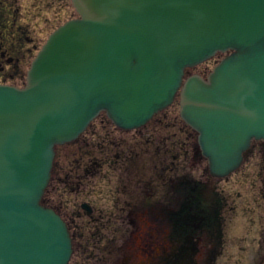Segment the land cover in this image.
I'll return each instance as SVG.
<instances>
[{"label":"water","instance_id":"water-1","mask_svg":"<svg viewBox=\"0 0 264 264\" xmlns=\"http://www.w3.org/2000/svg\"><path fill=\"white\" fill-rule=\"evenodd\" d=\"M23 88L0 85V264H70L68 225L43 204L56 148L101 114L124 132L173 105L211 177L264 141V0H71ZM228 54L207 79L186 70ZM84 209L91 214L87 205Z\"/></svg>","mask_w":264,"mask_h":264},{"label":"rangeland","instance_id":"rangeland-1","mask_svg":"<svg viewBox=\"0 0 264 264\" xmlns=\"http://www.w3.org/2000/svg\"><path fill=\"white\" fill-rule=\"evenodd\" d=\"M4 5L14 15L16 30L23 31L27 38L0 39V44L11 51L10 56L0 58V81L7 79L6 84L23 87L30 64L47 37L78 15L70 0H0V8ZM12 57L14 61H10ZM223 57L219 54L209 63L187 70V76H207ZM179 110L177 98L146 127L129 133L115 130L101 115L80 139V145L84 142L87 147L59 150L62 159L76 151V157L69 153L66 165L65 172L71 175L75 173L71 165L75 160L107 159L100 174L88 179L81 193H70L62 185L56 190L55 181L45 196L48 207L60 206L59 214L71 225L74 254L70 264H153V257L160 263L176 261L178 247H168V229L157 221L160 212L174 210L177 196L169 190L167 181L177 175L197 182L210 181L207 162L196 155L197 135L180 119ZM263 162L262 155H250L242 172L220 183L208 182L209 190L212 188L224 204L218 225L222 244L212 258L215 237L204 236L192 258L194 264H208L209 258L215 260L209 264H264V186L257 189L261 180L258 164ZM83 204L91 206V216L81 209ZM131 212L133 215H129ZM148 232L155 233V240L156 234L165 236L158 240L161 251L146 254L141 249Z\"/></svg>","mask_w":264,"mask_h":264},{"label":"flooded vegetation","instance_id":"flooded-vegetation-1","mask_svg":"<svg viewBox=\"0 0 264 264\" xmlns=\"http://www.w3.org/2000/svg\"><path fill=\"white\" fill-rule=\"evenodd\" d=\"M13 16L14 15L12 13L9 14L5 5L3 8H0V39L27 38L23 31H19L18 29L16 30L14 27V25H16V20L12 18ZM1 50L5 51L1 52ZM10 54L11 51L6 49L3 44H0V58L5 57L6 55L10 56ZM10 61H14V58L12 57ZM10 78L11 80H14V76H11ZM2 81H0V84H6L5 82H8L7 79ZM11 83L14 82L11 81ZM197 153L196 155L199 156V151H197ZM254 154L262 155L264 158V141H254L252 143V147L245 155L244 162L237 173L242 172L245 161L249 159L250 155ZM258 166V176L261 177V180L260 185L257 184V189H259V186H264V162L259 163ZM206 172L208 173L207 167ZM209 178L210 181L208 182H210V184H214V182L220 183L222 181H226L213 180L210 176ZM205 182L206 183L203 181L197 182L195 180L187 179L186 175H177L176 179L171 178L167 181V187L177 196L175 203H173L174 210L160 212L161 219L158 218L157 221L162 223L168 229V247L177 246V250L179 252L174 256L176 261L173 259H167L164 263H160V260L155 261V258L153 257V264H194L192 258L197 252V246L201 244L204 236L215 237L212 239L213 249L211 250L213 254L212 258H214V253L218 251L222 244V234L220 232L221 226L218 227V225L222 222L221 215L222 210L224 209V204L222 199H220V196L215 194L212 188L209 190V183L207 181ZM263 191L264 190L261 192L263 193ZM257 192L258 198H260L259 191ZM261 199H264V193L262 194ZM131 214L133 215L132 212L129 215ZM133 225H135L136 228L138 226L136 221H134ZM148 234L147 240H145V242L141 245V249L146 254H151L156 250L161 251V244L158 240L165 239V236L156 234L155 240V233L148 232ZM165 249L166 248L163 250ZM176 255L178 256L176 257ZM207 261L209 264L215 260L209 258ZM146 264L148 263L146 262Z\"/></svg>","mask_w":264,"mask_h":264},{"label":"trees","instance_id":"trees-1","mask_svg":"<svg viewBox=\"0 0 264 264\" xmlns=\"http://www.w3.org/2000/svg\"><path fill=\"white\" fill-rule=\"evenodd\" d=\"M82 145H80V140L72 145L66 146V147H60L58 148L57 151V157L54 165V170H53V179H52V184L53 182L55 183L56 181V190L59 188V185H62L65 188H69L71 191L70 193L73 194H79L81 193V190L86 183L88 179L95 178L98 174H100L101 169L103 168L104 164L107 162V159L99 160V159H94V158H89L87 161H73L71 162L72 166H75V173L71 175L72 173L65 172L66 171V165L68 161L70 160V154L74 157H76V151H70L67 155L63 157V159L59 156L60 154L58 153L61 148H78L80 151L82 148L87 147L84 142H81ZM113 145V143H111ZM114 146V145H113ZM117 148V147H116ZM77 166V167H76ZM82 169V174L80 175L79 172ZM60 176L62 178H60ZM73 180H76L74 183ZM44 204L48 205L46 199L44 198ZM60 205V204H59ZM59 207H56L55 209L59 211ZM73 219L71 218V224Z\"/></svg>","mask_w":264,"mask_h":264},{"label":"bare ground","instance_id":"bare-ground-1","mask_svg":"<svg viewBox=\"0 0 264 264\" xmlns=\"http://www.w3.org/2000/svg\"><path fill=\"white\" fill-rule=\"evenodd\" d=\"M82 210H84L85 212L87 211V209H84V208H82Z\"/></svg>","mask_w":264,"mask_h":264}]
</instances>
